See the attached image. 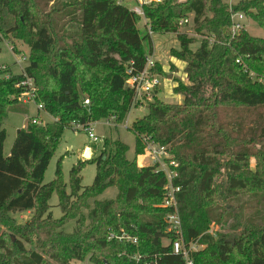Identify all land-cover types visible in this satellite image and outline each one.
Here are the masks:
<instances>
[{
  "label": "trees",
  "instance_id": "trees-1",
  "mask_svg": "<svg viewBox=\"0 0 264 264\" xmlns=\"http://www.w3.org/2000/svg\"><path fill=\"white\" fill-rule=\"evenodd\" d=\"M122 1L0 0V42L12 38L28 46L25 74L34 80L37 104L53 119L44 125L29 119L6 156L5 120L29 110L19 103L25 75L0 79V224L14 234L0 231V264H185L163 244L173 239L170 209L163 206L165 175L137 163L146 141L165 147L177 164L184 239L204 246L193 263L264 264V39L245 28L232 33L234 12L264 30V0H239L233 9L224 0L137 2L143 16ZM191 16L201 40L180 31ZM157 34L177 36L179 49L172 53L186 63L188 83L174 92L183 103H163L154 91L148 114L129 128L136 137L134 158L126 143H107L92 161L97 172L91 186H82L85 162L72 168L69 185L61 161L55 179L44 184L72 123L126 121L136 98L127 72L144 70ZM155 70L160 73L159 66ZM111 188L116 198L98 199ZM54 194L60 219L50 213ZM31 211L29 222L12 225L10 213ZM75 218L81 219L73 233L60 230ZM124 234L138 243L110 238Z\"/></svg>",
  "mask_w": 264,
  "mask_h": 264
},
{
  "label": "rangeland",
  "instance_id": "rangeland-1",
  "mask_svg": "<svg viewBox=\"0 0 264 264\" xmlns=\"http://www.w3.org/2000/svg\"><path fill=\"white\" fill-rule=\"evenodd\" d=\"M230 9H233L239 3V0H224ZM123 4L130 8L134 9L138 6L136 0H123ZM243 17L242 20L239 17ZM232 21H238L240 24L249 32L253 37L264 39V30L261 29L258 24L254 21L252 17H249L246 13L243 12H234L232 15ZM235 23V22H233ZM146 21L142 19L139 27L144 31ZM181 32H184L197 40H201L203 37L197 35L193 30V17L189 18L187 26H184L180 29ZM233 33V28H232ZM154 43V53L151 57L156 62V65L159 66L160 73L156 70L155 73L158 74L159 79V88L155 90L157 98L163 103L170 104H182L184 98L181 95H177L174 92V88L179 83L187 84V76L185 73L186 63L176 58L172 51L179 49V42L176 35L173 34H157L152 36ZM199 42L194 45L193 48H197ZM30 60V49L22 41L14 40L12 38L3 39L0 42V64L8 66L7 73H3V77H10L12 75H22L25 72V68L29 65ZM250 76L253 79H257V75L251 72ZM32 79V78H31ZM33 80V79H32ZM34 83V80H33ZM35 85V83H34ZM36 89V87H35ZM142 95L137 97L136 103L132 108L128 118L122 124H116L113 119H103L98 122H92L94 126L96 135L100 138L99 143H93L89 138L88 132L84 129H67L58 145V148L55 152V155L50 162V165L44 176V184L52 182L56 177V171L58 163L61 161V168L63 173L64 181L69 185L70 172L72 168L80 162H85L84 169L82 171V186L83 188L89 187L93 184L97 167L96 164L92 163L94 159L100 156L101 151L104 147L107 146V143H112L114 141H122L130 147L128 157L130 159L134 158L135 143L136 137L129 128L133 123L139 119L143 118L148 114L147 106L151 103L153 95ZM27 96L25 93H22L19 97V103L22 107H25L29 110L28 115L10 113L5 120L4 128L7 131V140L5 142V155L9 156L11 153L12 146L16 139L17 131L19 129L26 128L29 119H35L38 117V125L47 124L52 122V118L44 111H38V104L35 105L32 102H27ZM87 99V98H84ZM73 124V123H72ZM89 148L91 155L90 159H85V149ZM145 151L142 155H146ZM140 156V155H139ZM172 155H169L168 163L170 162ZM148 163H151L148 157ZM144 159V158H143ZM144 161V160H142ZM68 191L70 188L68 186ZM117 190L114 188L106 191L99 200H106L116 198ZM89 204L91 208H94V200H90ZM50 213L54 219H60L63 214L62 210L59 207V197L57 194H54L52 199L49 202ZM34 212H25V213H10L9 216L12 219V225H24L29 222L33 217ZM82 214L87 217L89 214L88 210H83ZM81 218H75L70 220L67 224L62 226L61 231L66 234H71L77 226V221ZM217 229H212L211 233ZM0 231L7 233L8 235H14L9 227L0 224ZM15 237V236H13ZM169 240L164 239L163 243L165 245L169 244ZM26 247H29L26 245ZM201 249H204L202 246ZM54 263V262H52ZM70 264H92L86 259L84 262H78L76 260L71 261Z\"/></svg>",
  "mask_w": 264,
  "mask_h": 264
},
{
  "label": "built area",
  "instance_id": "built-area-1",
  "mask_svg": "<svg viewBox=\"0 0 264 264\" xmlns=\"http://www.w3.org/2000/svg\"><path fill=\"white\" fill-rule=\"evenodd\" d=\"M139 5H146L151 3H160L162 0H136ZM134 12H136L138 15L143 16V12L140 8V6H137L133 9ZM240 20L243 19V17H239ZM233 33L239 32L242 28H244L240 22L233 21ZM239 63V61H238ZM156 67V62L153 59V57H149L147 59V64L143 71L138 73H133L131 69L128 70V79H127V85L135 91L136 98L135 103L137 100V97H141L142 95H151L156 89L159 88V79L158 74L154 72V69ZM8 66L4 64H0V79H4L7 77H3V73H7ZM25 79L18 85V87L24 88V93L28 97L27 102H32L35 105L36 103V89L35 85L33 83V80L31 78H28L24 72ZM85 105H90L89 99H84ZM39 111H43V106L39 105L37 106ZM33 123L38 124V119H34ZM73 129H84L88 132L89 138L92 140L93 143H99L100 138L96 135L94 126L92 124H89L88 126H84L81 123L74 122L72 124ZM146 147L145 151L147 152L145 157H148L151 161L152 166H157L158 171H162L166 178V186H165V198L163 202L164 208L170 209V213L166 217V221L169 225V231L173 234V239H167L169 240V244L164 245L165 246H171L172 250L175 254L180 255L183 260L185 261V264H194L192 255L201 250L202 246L198 245L197 243H187L184 239L183 234V225L182 220L179 213V206H178V194L181 192V186H177L175 184V181L178 177V173L176 171L177 164L172 160V157L170 159V162L168 163V158L170 153L167 152L166 148L160 145H157L155 143L146 141ZM110 238H117L119 240H126L129 242H132L134 244L138 243V240L136 238H130L129 236H126L125 234L121 237H115L114 235H111ZM136 261L140 260V257H134Z\"/></svg>",
  "mask_w": 264,
  "mask_h": 264
},
{
  "label": "crops",
  "instance_id": "crops-1",
  "mask_svg": "<svg viewBox=\"0 0 264 264\" xmlns=\"http://www.w3.org/2000/svg\"><path fill=\"white\" fill-rule=\"evenodd\" d=\"M39 116L40 115H38V117ZM87 151H90L89 148L85 149V152H87ZM142 160H144V161H142ZM137 163L140 167H147V166L151 165V163H148V159H146L144 155H140L137 157Z\"/></svg>",
  "mask_w": 264,
  "mask_h": 264
},
{
  "label": "water",
  "instance_id": "water-1",
  "mask_svg": "<svg viewBox=\"0 0 264 264\" xmlns=\"http://www.w3.org/2000/svg\"><path fill=\"white\" fill-rule=\"evenodd\" d=\"M88 152H90V151H87V153L85 155V159H90L91 158V155L89 156L88 154H90V153H88Z\"/></svg>",
  "mask_w": 264,
  "mask_h": 264
}]
</instances>
